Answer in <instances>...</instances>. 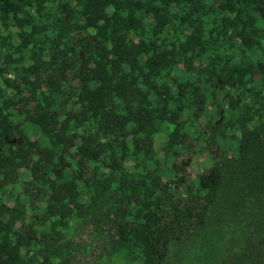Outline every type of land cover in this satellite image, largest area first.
Returning <instances> with one entry per match:
<instances>
[{"label":"trees","instance_id":"16d2710c","mask_svg":"<svg viewBox=\"0 0 264 264\" xmlns=\"http://www.w3.org/2000/svg\"><path fill=\"white\" fill-rule=\"evenodd\" d=\"M116 258L264 264V0H0V264Z\"/></svg>","mask_w":264,"mask_h":264},{"label":"rangeland","instance_id":"374dc122","mask_svg":"<svg viewBox=\"0 0 264 264\" xmlns=\"http://www.w3.org/2000/svg\"><path fill=\"white\" fill-rule=\"evenodd\" d=\"M205 156V154H201L200 156V160ZM197 167V168H196ZM195 169L196 170H202L204 169L206 166L203 164L201 166H196ZM113 264H127L122 258H116Z\"/></svg>","mask_w":264,"mask_h":264},{"label":"water","instance_id":"95a60500","mask_svg":"<svg viewBox=\"0 0 264 264\" xmlns=\"http://www.w3.org/2000/svg\"><path fill=\"white\" fill-rule=\"evenodd\" d=\"M76 36H81V34H76ZM19 136V133L18 132H16V138L15 139H13L11 142L12 143H15V141H18V143H21V139L18 137Z\"/></svg>","mask_w":264,"mask_h":264},{"label":"flooded vegetation","instance_id":"af4514ba","mask_svg":"<svg viewBox=\"0 0 264 264\" xmlns=\"http://www.w3.org/2000/svg\"><path fill=\"white\" fill-rule=\"evenodd\" d=\"M15 142H18V141H15Z\"/></svg>","mask_w":264,"mask_h":264}]
</instances>
